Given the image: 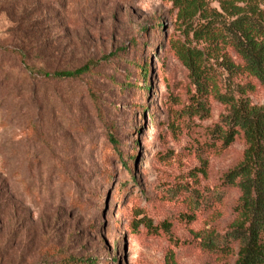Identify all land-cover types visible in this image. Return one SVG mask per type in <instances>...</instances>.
<instances>
[{"label":"rangeland","instance_id":"374dc122","mask_svg":"<svg viewBox=\"0 0 264 264\" xmlns=\"http://www.w3.org/2000/svg\"><path fill=\"white\" fill-rule=\"evenodd\" d=\"M178 26L168 0H0V264H64L61 253L84 264L230 263L203 253L194 235L226 231L237 194L218 195L219 178L244 146L210 144L209 128L227 111L215 98L205 118L190 112L194 87L167 45L183 41ZM110 53L119 59L79 80L42 74ZM139 56L147 94L125 86L140 82ZM247 96L264 104V89ZM100 116L114 125L123 160L134 156L129 172ZM143 217L157 234L142 223L133 231Z\"/></svg>","mask_w":264,"mask_h":264},{"label":"trees","instance_id":"16d2710c","mask_svg":"<svg viewBox=\"0 0 264 264\" xmlns=\"http://www.w3.org/2000/svg\"><path fill=\"white\" fill-rule=\"evenodd\" d=\"M168 1L183 34V41L168 42V50L186 68L196 93L190 99V112L193 116L205 118L210 110L208 98H215L225 105L227 111L209 128L210 144L222 152L238 139L244 146L241 161L219 178L218 195L229 190L237 194L231 208L232 220L224 233L206 229L196 233V246L209 257L231 258L229 264H264V104H253L247 96L255 87L264 89V0ZM155 29L157 31L159 27ZM135 46L132 42L131 47ZM119 57V53H110L72 70L42 74L44 77L79 80L101 62ZM135 58L132 64L140 82L125 86L147 94L150 90L149 64L140 56L137 61ZM217 62L227 73L224 80L222 73L212 65ZM242 77L250 80L235 81ZM86 91L100 115L98 91L89 86ZM100 123L115 156L129 172L134 156L123 160L125 156L114 125L102 116ZM134 181L132 177L130 182ZM140 223L148 232L158 233V226L144 217L132 225L134 232ZM59 255L64 264H84L85 261L63 253ZM170 260L174 261L172 255Z\"/></svg>","mask_w":264,"mask_h":264}]
</instances>
